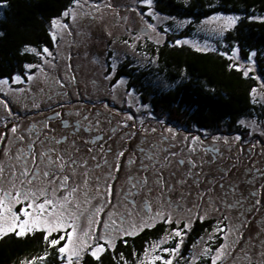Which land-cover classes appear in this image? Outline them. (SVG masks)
<instances>
[{"label": "snow or ice", "instance_id": "obj_1", "mask_svg": "<svg viewBox=\"0 0 264 264\" xmlns=\"http://www.w3.org/2000/svg\"><path fill=\"white\" fill-rule=\"evenodd\" d=\"M136 2L142 5L139 11L135 6L125 9L141 17V33L151 39L157 26L150 19H160L152 10L154 0ZM7 6L6 0H0V8ZM105 12H110L117 24L127 21L112 0H71L50 20L48 42L23 47L22 54H31L36 61L26 62L22 72L0 78V125L4 129L0 131V241L40 234L46 245L44 253L24 258L19 264H47L52 250L59 264H105L109 252L116 264H129L123 253L116 259L118 243L126 246L128 238L163 223L169 226L163 237L149 243L142 255L133 252L136 264H264V139L254 142L237 134L231 139L214 135L210 144L199 135L178 141L172 126L158 130L146 124L136 115L147 106L138 100L135 88L126 87L125 77L115 79V53L106 61L110 70L105 71L104 80L113 93L124 88L128 110L122 120L113 125L114 116L102 112L55 110L74 103L61 98L68 97L77 83L71 53L61 55V45L78 47L82 41L73 36H84L81 25L102 21ZM239 19L217 14L205 23L219 22L218 31L223 35ZM249 19L264 21L259 16ZM126 30L131 33V29ZM123 43L135 51V44ZM182 43L176 41L177 45ZM239 53L236 44L230 55H220L230 61L229 70L252 78L249 74L254 71L257 52L251 51L244 63ZM260 88L264 89V79H260ZM257 92L256 88L250 90L254 103L258 102ZM137 103L139 107L133 111ZM42 104L47 107L42 108ZM12 105H20L28 118L49 110L53 115L25 129ZM104 106L109 107L107 103ZM122 110L117 109L116 114ZM64 117H75V121ZM149 118H154L151 113ZM105 124L109 125L107 130ZM239 124L253 132L258 127L255 121L240 120ZM118 131L121 147L110 162V141H115ZM259 136L264 137V127ZM137 139L139 143L133 146ZM258 146L260 152L255 151ZM122 170L126 172L123 182ZM213 216L218 219L207 239L200 237L190 255H183L184 239L194 223ZM181 220H186L183 227ZM173 241L174 246H165Z\"/></svg>", "mask_w": 264, "mask_h": 264}, {"label": "trees", "instance_id": "obj_2", "mask_svg": "<svg viewBox=\"0 0 264 264\" xmlns=\"http://www.w3.org/2000/svg\"><path fill=\"white\" fill-rule=\"evenodd\" d=\"M156 1L155 7L161 13L196 21L216 12L239 14L241 19L226 31L225 38L238 44L244 57H247L248 50L259 54L264 49V21L250 20L248 16L253 12L264 14V0ZM6 3L8 6L2 8L0 16V33L3 34L0 35V78L11 77L15 72H21L26 62L36 61L31 54H22L23 47L26 44L40 46L42 42H48L50 20L59 16L70 5L71 0H6ZM191 28L187 24L186 30L181 34L186 35ZM171 35L167 33L162 44L150 47V51L153 50L157 58L156 71L170 82L179 79V83L173 88L159 94L154 93L152 99L150 98L151 107L158 115L178 120L183 125L192 121L197 128L216 130L222 129L224 124L231 127L241 116L252 115L253 112H259L258 109L264 108L262 101L254 103L250 95V90L257 86L256 78L250 74L252 78H245L240 72L229 70L230 61L217 51H197L194 47L177 45ZM260 58L258 55L259 65ZM134 69L133 66L126 68L121 64L115 77L122 74L133 76L130 71ZM263 72L264 69L259 71L260 76ZM138 76H134L135 82ZM261 77L264 79V76ZM141 90H145L143 93L146 95L150 94L145 87ZM211 225L210 219L203 223L196 221L184 239L182 253H188L195 239ZM165 226L159 223L134 238H128L126 246L119 242L115 252L116 259L123 253L129 264L135 263L133 252L142 255L148 241L166 233ZM173 243L174 241L168 246H174ZM45 247L39 233L23 240L13 238L0 241V264H19L24 258L42 255ZM52 252L47 264H58L55 250ZM112 255L111 252L108 253L105 264H116Z\"/></svg>", "mask_w": 264, "mask_h": 264}, {"label": "rangeland", "instance_id": "obj_3", "mask_svg": "<svg viewBox=\"0 0 264 264\" xmlns=\"http://www.w3.org/2000/svg\"><path fill=\"white\" fill-rule=\"evenodd\" d=\"M187 2V0H183ZM112 3L114 5L118 6L119 14L120 16H126L127 21L125 23L117 24L115 22L114 16L110 12H105L104 19L102 21H97L96 23H93L91 25L89 24H82L80 27V31L84 33L83 37H75L74 39L81 40L82 42L79 43V46H72L70 49L65 46L61 45V55H66L69 52L72 56V66L74 69H76V85L72 87L69 92L70 96L69 99H71L74 103L79 102L75 98L77 97V93L79 94V99H81V104H86L87 108H92L89 110L92 113L95 112H102L106 116L107 115H113L114 120H116L115 115H122L124 116V112H126L127 105L124 103L127 97L124 94V88L118 89L115 93L112 92L110 84L108 81L104 80V74L106 70H110V67L106 66V61L108 60V57H110L113 53L116 54L118 57V67L122 64L125 65L126 68L134 67V70H131L134 75L133 76H123L120 75V77L127 78V84L126 87L131 90L133 87L136 90L137 97L139 101H142L143 105L147 106L146 109H141L139 112L136 113L138 117H143L145 119L146 124L153 125L157 127V129H161L162 127L166 128L168 126H172L174 128V131H177V140H182L183 137L188 136L189 138L192 136H201L202 139H204L205 144L211 143V137L214 135L219 136H228L230 139L234 137L235 135L239 134L241 135L245 140H252L254 141V138H260L264 139V137L259 136V131L261 127H264V120L261 121V123L258 125L256 131L257 136L256 137H250V133L248 134L249 137H245L246 135H242L243 132H239V128L241 125L239 124L240 119L238 118L234 125H231V127L227 124H224L222 126V129H203V128H197L195 124L191 121L190 123L187 122L184 125L180 123L178 120H170L168 117H163L161 115L157 114V111L151 107L150 98L152 99V95L154 93H160L162 91H165L167 89L173 88L175 85L179 83V79L176 81L170 82L156 71V65L158 64L157 58L155 57V52L152 50L150 51V47H156L159 43L162 44L165 40V36L167 33L172 34L171 37L176 43V41H184L185 43H182L185 46L194 47L197 49L199 47L200 49H206V50H213L217 51L218 53L221 52H228L230 55V50L232 47H234L236 44L233 42L231 43L230 40H227L225 38V33L223 35L219 34V27L220 23L216 21H212L209 23H205V21L209 20L210 17L215 16L217 14L220 15H236L239 16L241 19V15L239 14H231V13H220L216 12L212 14L210 17H204L198 21L187 19L184 17H173L171 15H166L164 13H161V11H158L156 9L157 1L154 0L153 4V11L158 14L160 19H150V22L157 26V32L152 34V38L149 39L147 37H144L141 33V28L143 27V22L141 17L136 12H129L126 11L125 6H135L138 8V11L140 8H142V5H137L136 0H112ZM68 7V6H67ZM2 8H0V16H1ZM251 16H259L264 17V14H258L253 12L252 14L248 15ZM145 19H149L145 17ZM239 19V20H240ZM238 20V21H239ZM237 21V22H238ZM190 24L192 26L191 29H189L188 33L186 35H182L181 32L183 30H186V25ZM49 27V26H48ZM126 29H131V33L127 31ZM164 29H168L167 32L164 31ZM110 32L111 36L107 35V33ZM187 32V31H186ZM177 34V35H176ZM141 36L139 40H136V36ZM127 40L129 44H135V51L133 52L128 46H126L123 42ZM159 41V42H157ZM253 50L247 51V57L250 54V52ZM241 63H244L246 61L247 57L242 56V53L240 51L239 53ZM261 56L260 58V65L259 60L257 59V56ZM257 56L254 58L255 64H254V71L250 73L252 77L256 78L257 86L254 87L258 90L257 92V101H263L264 102V89L260 88V79H262L260 76L259 71L264 69V49L261 50V53L257 54ZM126 57V58H125ZM98 61V62H97ZM110 61H108V64L110 65ZM24 66V65H23ZM22 66L21 72L24 71V67ZM64 66V61H60V67L61 69ZM117 71V70H116ZM19 72H15L14 74H17ZM13 74V75H14ZM12 75V76H13ZM136 75H139L137 78V81L135 82L134 79L136 78ZM135 76V78H134ZM120 77H115V79H119ZM4 78V77H2ZM132 81L134 84H131ZM145 87L146 90H149L150 94H145L141 90V88ZM151 97H150V96ZM115 96V99L113 97ZM252 97V96H251ZM67 98V97H66ZM64 98V99H66ZM88 100H91L93 103H88ZM107 103L109 105L108 108H105L104 104ZM74 104H71L73 106ZM94 105V106H93ZM14 107V110L19 112L20 114H23L24 112L21 110L20 105H12ZM139 107V103H137L133 107V111ZM42 108L44 107V104H42ZM123 108L122 111L117 113V109ZM87 110V109H83ZM149 113L153 115L154 118H149ZM0 114H3V110L0 109ZM34 115V114H30ZM102 118V117H101ZM158 121H164L165 123L163 125L159 124ZM247 122H251L250 120H245ZM25 128L27 126L26 120L22 119L20 121ZM230 127V128H229ZM248 132V129L253 130L251 127H246ZM125 131V130H124ZM222 131V133H221ZM205 132L207 133V139H205ZM245 132V133H246ZM119 134V131L117 132V135ZM150 141L155 142L154 137H149ZM116 146L121 147L119 138L116 139ZM255 142V141H254ZM139 143V140L133 141V146L135 144ZM115 150V149H114ZM114 150L113 155H110L108 157L109 161L111 162L114 157ZM262 149L261 147H257L255 149L256 152H260ZM137 155H139L137 153ZM228 153H225V156H227ZM261 159H264V157H261ZM139 161H137L138 163ZM101 171H104L103 169ZM105 171H107L105 169ZM133 171H135V167H133ZM126 175V172L122 170L121 176ZM126 179V178H125ZM124 180L121 179V182ZM125 189H127L128 185L124 184ZM117 191H119V184L117 185ZM141 198L143 199V194L141 195ZM261 215H264V210H261ZM261 215L257 216V220L261 218ZM211 220V227L204 231L199 237L195 239V241L191 244L188 253H183V255L188 256L191 253L192 246L196 244L198 239L200 237H204L207 239L208 234L212 231V226L218 219V217L213 216L209 218ZM186 223V220H181V227H183V224ZM255 223V222H254ZM176 225L174 224L172 228H175ZM165 232L169 230V226H165ZM255 231V228H253V232ZM166 233H162L158 238L151 239L148 241L146 246H148L149 243L155 240H159L161 237H163ZM264 238V237H262ZM220 241H217V244ZM175 243V241H174ZM173 243V244H174ZM169 245V244H168ZM168 245H165L166 247H169ZM145 246V247H146ZM199 251V248L196 249ZM31 258V257H29ZM59 264V262H58ZM133 264H136L133 263ZM186 264V262H185Z\"/></svg>", "mask_w": 264, "mask_h": 264}, {"label": "flooded vegetation", "instance_id": "obj_4", "mask_svg": "<svg viewBox=\"0 0 264 264\" xmlns=\"http://www.w3.org/2000/svg\"><path fill=\"white\" fill-rule=\"evenodd\" d=\"M69 96H70V92H69ZM69 96L66 98V97H62L61 99H63V100H67V99H69ZM64 98H66V99H64ZM76 100H78L79 102H81V99H78V98H75ZM79 102H77V103H73L74 105L73 106H71V105H68V106H66V107H64V108H56L55 110L56 111H60V112H69V111H75L76 109H78V108H81V109H87V110H85V111H89V110H91L92 108L90 107V108H87V106H86V104H81V103H79ZM258 102H260V101H258ZM262 103L264 104V102L262 101ZM44 107L46 108L47 107V105L46 104H44ZM259 110V112H253L252 113V115H250V114H248V115H244V116H241L239 119L240 120H250V121H255L256 122V124H260L261 123V121H263L264 120V108L262 109H258ZM91 112V111H90ZM50 115H53V112L51 111V110H49V111H44L42 114H34L33 116L32 115H30V118H28V117H25L24 116V113L23 114H20V116H21V120L22 119H24V120H26V122H27V126L25 127V129H27V127L31 124V123H33V122H37V121H40V120H43V119H45L47 116H50ZM116 116V120H114L113 119V121H112V124L113 125H115L118 121H120V120H122L123 119V116L122 115H115ZM65 119H68L70 122H74L75 121V117H64ZM101 119H103V117L101 118ZM54 124H58L59 122L58 121H55V122H53ZM104 128H105V130H107L108 128H109V125L108 124H105L104 125ZM4 129H3V126L2 125H0V131H3ZM125 131H128L127 129H124ZM67 132H71L72 131V129H67L66 130ZM247 131V128L246 127H243V126H241L240 128H239V132H243L242 133V135H246L245 137L247 138V137H249V133H250V137L252 136L253 138L254 137H256L257 135V131H255V132H253V130H250V129H248V132H246ZM246 132V133H245ZM221 133H222V131H221ZM96 133H93V135H95ZM106 134V133H105ZM121 133L119 132V134L118 135H116V139L117 138H119V135H120ZM116 139H115V141H116ZM257 140H260V138H257V139H255L254 138V141H257ZM115 141H110V143H112L113 144V150H114V153L117 151V150H119V148L120 147H117L116 145V142ZM258 147H260V146H258ZM114 158V157H113ZM104 171L103 172H106L105 171V169H103ZM125 178H126V175L124 176V175H122L121 176V179H123V180H125ZM142 199V198H141Z\"/></svg>", "mask_w": 264, "mask_h": 264}]
</instances>
